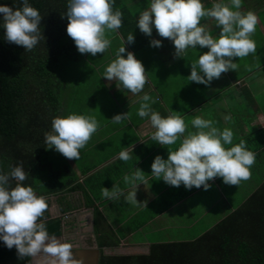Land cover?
<instances>
[{"label": "crops", "instance_id": "0c3cea01", "mask_svg": "<svg viewBox=\"0 0 264 264\" xmlns=\"http://www.w3.org/2000/svg\"><path fill=\"white\" fill-rule=\"evenodd\" d=\"M201 2L206 9L217 2L231 7V0ZM150 3L151 0H114L113 12H122V26L107 35L111 44L105 53L82 58L79 75L84 76L86 83L82 94L75 92L79 75L60 78L64 88L58 93L61 110L57 117L92 116L99 123L96 133L80 150L78 161L63 157L54 148L46 149L50 167L62 172L64 189L43 196L49 205L44 214L49 219L63 220L61 234L56 237L73 245V258L81 264L94 263L92 251L98 248L94 234L96 221L99 230L119 242L116 247L105 248V255H147L151 245L183 243L201 237L237 211L264 182V0H242L239 9L245 14L252 11L258 17L251 37L256 52L243 59L235 58L237 70L223 73L207 87L191 82L188 77L191 64L209 49L189 48L177 58L174 43L160 37L154 27L151 37L140 32L138 17ZM200 26L218 38L220 29L214 19L203 18ZM129 34L134 36L133 44L126 42ZM151 40H160L162 46L151 47ZM123 45L124 58L131 52L145 68L147 83L138 94H132L118 80L104 78L106 67L116 59ZM145 94L155 101L149 102L151 109L162 118L180 115L185 120V136L197 131L191 121L199 116L212 120L220 131L227 128L233 132L232 144L225 145L226 148L244 140L247 150L255 154L250 179L229 186L217 177L208 182L211 187L205 191L203 187L176 188L152 176L155 157L159 155L167 160L168 148L178 150L183 137L173 146H161L151 139L156 129L150 116L141 118L137 114ZM75 95L78 99L74 101ZM124 113L129 114L127 119L120 123L111 121L115 115ZM121 151H129L131 159L127 162L119 159ZM135 169H140L147 180L146 184L138 185V204L126 203L123 196L119 200L102 196L103 188L111 190L115 185L127 195L131 187L124 183V176L131 175ZM43 261L42 256L28 259L29 264H43Z\"/></svg>", "mask_w": 264, "mask_h": 264}, {"label": "clouds", "instance_id": "9594fccd", "mask_svg": "<svg viewBox=\"0 0 264 264\" xmlns=\"http://www.w3.org/2000/svg\"><path fill=\"white\" fill-rule=\"evenodd\" d=\"M23 7L13 10L0 6L3 14V28L8 43L31 51L41 39L39 31L42 17L37 9L30 6L28 0H22ZM114 0H69L66 28L67 35L74 41L80 54L105 53L111 41L106 32H115L122 26V12H113ZM242 0H231V7L224 3H213L206 9L201 0H151L150 7L138 17L137 27L144 35L151 37L153 27L157 34L174 43L175 57L181 58L189 48L209 49L191 64L188 79L206 87L218 80L223 73L236 71L235 58L243 59L256 52V43L251 38L258 24L257 15L248 11H239ZM235 8L237 10H232ZM211 18L220 29L218 38H214L205 27L200 26L203 18ZM128 44L134 43L133 34L127 37ZM151 47H161L160 40H151ZM121 46L107 67L104 78L118 80L132 94L143 91L147 83L145 68L141 61ZM250 70V69H249ZM138 110L141 118L149 117L156 129L151 139L161 146H173L182 139L178 150L168 148L167 160L157 155L151 165V175L162 179L167 185L187 190L193 187L205 191L211 185L209 181L219 177L229 186H237L241 181L250 179V168L255 162V154L246 148L241 140L232 144L233 132L225 128L220 131L212 120L199 116L191 121L196 132L185 136L187 125L180 115L162 118L150 106L155 101L147 94L143 95ZM128 113L112 118L120 123L128 118ZM99 128L95 117L70 114L52 120V129L45 133V144L69 160L78 161L80 150L91 140ZM133 151V149H132ZM119 159L127 162L131 159L129 151H121ZM27 179L23 166H16L8 174H0V240L8 249L15 247L18 258H44L43 264H81L73 258V245L62 242L56 236H50L42 217L49 205L43 196H37L31 186H22ZM17 181L15 187L10 186ZM124 183L131 187L125 193L115 185L111 190L102 189V196L119 200L122 196L126 203L138 204L137 188L146 184L145 174L135 169L131 175L124 176ZM146 206V205H145ZM42 253V254H41Z\"/></svg>", "mask_w": 264, "mask_h": 264}, {"label": "trees", "instance_id": "16d2710c", "mask_svg": "<svg viewBox=\"0 0 264 264\" xmlns=\"http://www.w3.org/2000/svg\"><path fill=\"white\" fill-rule=\"evenodd\" d=\"M28 3L42 17L39 31L45 38L31 51L7 42L0 14V174L22 165L27 174L22 186H31L37 196H48L64 189L62 172L50 167L45 144V133L51 131L52 120L61 110L57 99L64 88L54 72L62 60L74 59L75 43L66 32L69 0ZM0 6L15 11L23 4L22 0H0ZM16 183L12 180L10 186ZM42 220L50 236L61 234V218L44 214ZM98 228L96 221L98 264H264V182L237 211L201 237L154 244L147 255H105V248L119 242ZM28 259L18 258L15 247L8 249L0 240V264Z\"/></svg>", "mask_w": 264, "mask_h": 264}, {"label": "rangeland", "instance_id": "374dc122", "mask_svg": "<svg viewBox=\"0 0 264 264\" xmlns=\"http://www.w3.org/2000/svg\"><path fill=\"white\" fill-rule=\"evenodd\" d=\"M109 34V32H106V37ZM200 50V47L197 48ZM72 56H74V59L70 60V59H64V61L62 60L58 66L56 67V71L57 73L60 75H58L57 73H55V75L59 78L64 77V78H76L80 71H81V62H82V58L85 59V55H91V54H80L76 48V46H74V51H72ZM92 57V56H91ZM62 79V78H61ZM77 89H76V93L78 95L82 94L81 90L86 87V83L84 82V76L82 74H80L78 76L77 79ZM78 95H75L74 97V101L78 99ZM58 103L60 104L61 102L59 101L60 99H57ZM8 264H29L28 260H20V261H16V262H10Z\"/></svg>", "mask_w": 264, "mask_h": 264}, {"label": "water", "instance_id": "95a60500", "mask_svg": "<svg viewBox=\"0 0 264 264\" xmlns=\"http://www.w3.org/2000/svg\"><path fill=\"white\" fill-rule=\"evenodd\" d=\"M92 253H93L92 259L94 260L93 264H98V257H99V253H100L99 248H96L94 251H92Z\"/></svg>", "mask_w": 264, "mask_h": 264}, {"label": "built area", "instance_id": "2783aa9c", "mask_svg": "<svg viewBox=\"0 0 264 264\" xmlns=\"http://www.w3.org/2000/svg\"><path fill=\"white\" fill-rule=\"evenodd\" d=\"M201 1H203V0H201Z\"/></svg>", "mask_w": 264, "mask_h": 264}]
</instances>
